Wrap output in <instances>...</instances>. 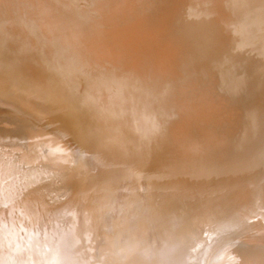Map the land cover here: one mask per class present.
Wrapping results in <instances>:
<instances>
[{
	"label": "bare ground",
	"instance_id": "1",
	"mask_svg": "<svg viewBox=\"0 0 264 264\" xmlns=\"http://www.w3.org/2000/svg\"><path fill=\"white\" fill-rule=\"evenodd\" d=\"M0 264H264V0H0Z\"/></svg>",
	"mask_w": 264,
	"mask_h": 264
}]
</instances>
